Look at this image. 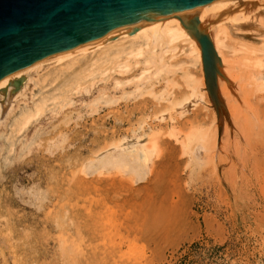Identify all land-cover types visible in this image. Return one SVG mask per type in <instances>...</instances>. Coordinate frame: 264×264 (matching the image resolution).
<instances>
[{"label": "rangeland", "instance_id": "374dc122", "mask_svg": "<svg viewBox=\"0 0 264 264\" xmlns=\"http://www.w3.org/2000/svg\"><path fill=\"white\" fill-rule=\"evenodd\" d=\"M233 37L228 63L219 67L236 88L233 113L246 101L262 108L253 90L264 95V81L243 61L260 62L264 70V39ZM166 45L163 62L156 59L143 75L139 92L116 105L100 92L112 82L97 76L92 85L88 76L71 106L59 110L49 102L25 124L17 121L19 112L2 119L0 264H264V156L250 147L264 140V129L253 135L240 129L218 95L227 120H213L205 87L190 100L193 107L187 104L184 120H169L167 106L162 120L136 114L120 123L128 109L198 87L204 71L182 65V46ZM144 68L115 76L138 77ZM135 83L112 88L110 96L132 92ZM55 86L51 78L31 83L33 101ZM145 133L149 146L156 144L146 158L137 141Z\"/></svg>", "mask_w": 264, "mask_h": 264}, {"label": "bare ground", "instance_id": "6f19581e", "mask_svg": "<svg viewBox=\"0 0 264 264\" xmlns=\"http://www.w3.org/2000/svg\"><path fill=\"white\" fill-rule=\"evenodd\" d=\"M227 23L236 25L233 32H231L232 30L229 26H226ZM195 29L199 33L207 35L211 41L215 56V70L210 68L209 65L205 66L203 60V47L199 39L195 36ZM231 33L241 39H264V0H214L191 8L177 17L163 19L143 27L137 30L134 35H129L127 33L121 34L115 40L78 49L24 67L0 80V123L3 122V118L6 120L14 113L19 112L17 121H22V123L25 124L28 118L37 116L40 112H43L49 102L56 105L59 110L73 105L76 95H78L79 91L83 88V84L90 82L87 80L88 76L92 77V85L97 76L106 84L112 82V84L104 86L100 92L102 96H109V99L106 101L107 103H115L116 105L120 102V99H123L126 95L139 92L142 88L140 81L143 75L149 72L150 68L156 66V59L163 62L165 57L163 46L165 44H167V47L175 46L178 48L182 46V53L186 57V61L182 63V65L189 64L190 66L198 67L201 73L204 71L202 74L203 76L198 82L199 84L196 82L198 87L191 84L187 90L181 88L174 92L169 91L163 95V97H161V95L160 97L153 98V106L146 104L140 106V108L131 110H129V106H127L128 110L126 113L128 115L124 117L120 114V123L123 124L125 120L130 121L132 116L136 114L142 116H150V114H153L159 117L158 120H162V109L167 106L170 108L167 111L169 120H184L187 118V115H185L187 104L189 103V106H194L190 100L192 98L196 99V97L201 95L200 90L204 87L210 93L211 80L214 74L217 77L216 95H218L220 103L222 101L233 113V105H230V101L233 98L232 89L235 90L236 88H233V86L223 78V73L220 72L221 68L219 69V67L225 68L228 63L224 54L225 50L228 48L227 41H232V39H234ZM236 52L237 51L234 50V53ZM173 56L175 57L177 55L174 54ZM243 63L250 67H256V71H252L253 74L257 80L264 81V70L262 69L263 71H261L262 64L260 62L245 58ZM136 65L145 67L141 76H134L133 78L127 79L116 77L117 75L123 76L128 74L131 68ZM49 78L52 79V83H56V86L49 92L41 93L38 101H33L35 96L33 91L30 90L32 89L30 88V84L39 83L41 81L45 82ZM191 79L193 80V78H189V81H192ZM131 82H136L132 92H124L118 99L110 96L111 93L109 90L112 88L118 90ZM193 82L194 81H192V83ZM253 92L255 93L253 98L260 104L261 100H264V95L257 90V87L254 88ZM207 95L208 94H206V98ZM210 96L213 100L211 104L213 108L212 113L214 112L213 120L217 119L219 123L225 122L226 118L224 119L223 116L226 112L222 110L221 113V108L217 105L219 104L217 96L216 99L213 98L211 93ZM23 101H27L28 104L34 103L33 108L22 106L21 102ZM243 106H237V112L232 114L234 117H237V124L238 122L242 123L240 129L241 126L244 128L245 125L246 128L244 129H246L247 132H251L252 135L254 131H261L264 129V106L260 108L256 103L251 105L247 101ZM208 117L209 116H207V118ZM237 126H239V124ZM247 129H250V131ZM21 130H23V127L19 132H21ZM243 131L245 132V130ZM204 134L205 132L201 135L203 140L205 138ZM139 136L140 135H138L137 141H141L140 152L143 153L146 158V155L149 154V147H155L156 144L155 141L150 140L149 146V139H143V136H147L146 133ZM234 136L237 138L241 136L242 138V135L236 128ZM214 144H216V142ZM237 144L241 146V143ZM250 145L251 149H255V152L260 158L264 156V140Z\"/></svg>", "mask_w": 264, "mask_h": 264}, {"label": "water", "instance_id": "95a60500", "mask_svg": "<svg viewBox=\"0 0 264 264\" xmlns=\"http://www.w3.org/2000/svg\"><path fill=\"white\" fill-rule=\"evenodd\" d=\"M214 0H0V80L34 63L115 40ZM194 31V30H193ZM205 66L215 70L207 35L195 29ZM217 77L211 80L216 99Z\"/></svg>", "mask_w": 264, "mask_h": 264}]
</instances>
